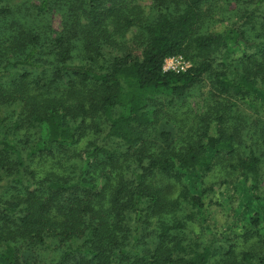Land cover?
<instances>
[{
	"label": "trees",
	"instance_id": "1",
	"mask_svg": "<svg viewBox=\"0 0 264 264\" xmlns=\"http://www.w3.org/2000/svg\"><path fill=\"white\" fill-rule=\"evenodd\" d=\"M36 1L32 11L46 14L62 0ZM238 2L242 7L244 0H152L149 17L138 22L139 55L110 51L135 26L120 0H85L71 8L54 39L11 23L0 32L9 44L0 45V264H18L22 243L51 250L47 264H115L120 257L134 264H264V209L246 213L261 179L258 144L240 153L236 137L219 128L221 115L196 149L146 156L156 117L149 106L162 96L172 106L206 76L216 93L252 98L264 114V0L228 10ZM220 7L224 22L216 27ZM15 10L0 5V20ZM170 57L190 66L163 72ZM260 126L264 143V122ZM103 132L105 145L89 141L79 150L87 134ZM54 151L83 164L37 179L28 164ZM217 165L236 176L233 185L222 180L197 190L189 183ZM148 176L174 182L178 196L149 185ZM213 205L232 212L236 225L211 232ZM152 219L153 248L126 250L125 232L138 239ZM192 225L207 233L206 244L189 235ZM241 240L247 249L238 251Z\"/></svg>",
	"mask_w": 264,
	"mask_h": 264
},
{
	"label": "rangeland",
	"instance_id": "2",
	"mask_svg": "<svg viewBox=\"0 0 264 264\" xmlns=\"http://www.w3.org/2000/svg\"><path fill=\"white\" fill-rule=\"evenodd\" d=\"M85 0H62L54 5V8L46 14H38L35 10L32 11V7L36 6L38 2L36 0H3L0 5L12 9L14 12L13 18L0 20V32H6L8 24H13L17 28H25V31H33L39 36L48 35L50 38H55L58 33L63 30L66 20H69L68 11L72 9H78L82 7ZM246 1L251 4L256 0H244L242 7L238 3H233L228 7V10L232 12H241L244 8ZM120 5L123 12L128 18L134 20V25L127 29L124 34L123 41H121L118 47L110 48V51L119 56L123 52H131L133 54H140L142 50V44L138 43V26L150 15L152 0H120ZM28 6H31L28 9ZM261 8L264 13V5ZM135 7V9H134ZM27 8V9H25ZM226 8V6H224ZM132 10L131 12H128ZM135 11V12H134ZM221 7L217 10L215 19L216 27L220 26L221 22H224L222 17ZM139 20V21H138ZM135 21L137 24H135ZM261 19L258 25L261 24ZM0 45L4 47L9 45L0 41ZM14 50V48H13ZM14 52V51H13ZM3 55L4 52L0 53ZM12 51L8 57H12ZM186 62V61H185ZM187 66H190L189 62H186ZM1 83V81H0ZM60 84L58 87H62ZM56 88V86L54 87ZM169 98L162 96L156 99L149 109L154 110L152 119L153 124L149 127V140L148 152L146 156L152 155L153 157L159 156L160 153L167 152H183L186 148H197L199 142L203 140V133L206 132L211 122L216 121L221 115L224 121L221 126L222 131L229 135L233 134L236 137L234 142L235 148L241 153L247 151L249 145L258 144L260 146L261 154L264 155V143H261L259 136L262 133V122H264V114L262 113L258 102L253 101L252 98H246L244 100H233L227 95H220L214 90L213 78L206 76L203 80L192 87L187 93L180 99L175 100L172 106H168ZM150 110V111H151ZM211 123V124H209ZM103 133L88 134L84 140L80 143L79 150H81L85 144L89 141L98 142L105 145L102 140ZM66 152V151H65ZM64 151H54L50 156H43L33 159L29 164V169L34 172L37 179L43 180L47 178L53 179L55 176L66 175L71 172L73 166L80 167L83 164L82 158L73 160ZM224 165H217L214 169L204 176V178L197 182L195 180H189V183L195 185L197 190L209 189L211 187L218 186L222 180H228L233 185L236 180L234 174H228V168H224ZM72 168V169H70ZM148 184L161 187L162 189L170 190L169 198H176L180 192L179 186L174 182L168 181L164 178L159 179L157 176H148ZM188 184V183H187ZM232 188V186H228ZM231 191V190H230ZM230 192H228L229 194ZM256 199L251 198L249 200V209L246 211L250 214L253 211H259L260 213L264 209V157L261 169V179L258 184V191L255 193ZM207 201L212 202L213 196L208 195ZM131 222L124 227L125 230H130ZM234 218L232 212L227 214L220 207L214 205L210 209V215L207 222V228L211 232L218 231V233L229 230L234 227ZM156 227V220H148L144 223L142 230L136 235L138 239H134L132 234H127L123 229L121 232H125L127 239L124 240L126 244V250L134 249L135 251H149L153 248L151 240L154 235V228ZM120 233V232H118ZM190 236H198L203 242L209 238L207 233L203 232L196 225L190 227ZM122 235L119 234V237ZM135 237V236H134ZM135 237V238H136ZM227 246V244H223ZM238 251L246 250L247 246L245 242L241 240L237 242ZM43 250V251H42ZM33 249L30 244L22 243L18 257V264H47L53 254L51 250ZM221 256L213 259L214 262H218ZM115 264H134L132 260H124L118 258Z\"/></svg>",
	"mask_w": 264,
	"mask_h": 264
},
{
	"label": "built area",
	"instance_id": "3",
	"mask_svg": "<svg viewBox=\"0 0 264 264\" xmlns=\"http://www.w3.org/2000/svg\"><path fill=\"white\" fill-rule=\"evenodd\" d=\"M188 68L186 62L181 57H170L165 59L162 71L163 72H183Z\"/></svg>",
	"mask_w": 264,
	"mask_h": 264
}]
</instances>
